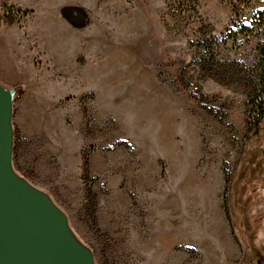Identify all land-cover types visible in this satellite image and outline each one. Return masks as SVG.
<instances>
[{"label":"rangeland","instance_id":"1","mask_svg":"<svg viewBox=\"0 0 264 264\" xmlns=\"http://www.w3.org/2000/svg\"><path fill=\"white\" fill-rule=\"evenodd\" d=\"M262 9L0 0L10 172L63 217L90 264H264L257 42L241 29Z\"/></svg>","mask_w":264,"mask_h":264},{"label":"water","instance_id":"2","mask_svg":"<svg viewBox=\"0 0 264 264\" xmlns=\"http://www.w3.org/2000/svg\"><path fill=\"white\" fill-rule=\"evenodd\" d=\"M10 95L0 88V264H90L63 217L10 172Z\"/></svg>","mask_w":264,"mask_h":264},{"label":"trees","instance_id":"3","mask_svg":"<svg viewBox=\"0 0 264 264\" xmlns=\"http://www.w3.org/2000/svg\"><path fill=\"white\" fill-rule=\"evenodd\" d=\"M177 3L190 8L192 4L196 3V0H177ZM241 29L243 32H247L249 38H253L257 42L256 54L251 67L248 69V75L252 90L250 106L256 122L255 129L258 130L264 120V9L257 11L250 27L242 25ZM204 48V53L201 55V63H205L208 66L213 65L216 60V54L212 42H206Z\"/></svg>","mask_w":264,"mask_h":264}]
</instances>
